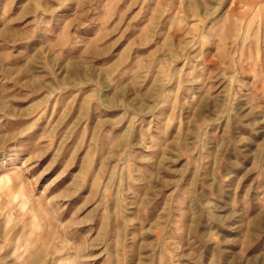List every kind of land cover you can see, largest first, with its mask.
I'll list each match as a JSON object with an SVG mask.
<instances>
[{
  "label": "rangeland",
  "instance_id": "obj_1",
  "mask_svg": "<svg viewBox=\"0 0 264 264\" xmlns=\"http://www.w3.org/2000/svg\"><path fill=\"white\" fill-rule=\"evenodd\" d=\"M0 264H264V0H0Z\"/></svg>",
  "mask_w": 264,
  "mask_h": 264
}]
</instances>
